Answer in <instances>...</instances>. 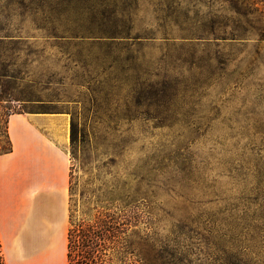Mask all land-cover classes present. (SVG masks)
<instances>
[{
	"label": "rangeland",
	"instance_id": "1",
	"mask_svg": "<svg viewBox=\"0 0 264 264\" xmlns=\"http://www.w3.org/2000/svg\"><path fill=\"white\" fill-rule=\"evenodd\" d=\"M42 113L79 131L67 230L102 205L140 256L264 264V0H0V152Z\"/></svg>",
	"mask_w": 264,
	"mask_h": 264
},
{
	"label": "crops",
	"instance_id": "2",
	"mask_svg": "<svg viewBox=\"0 0 264 264\" xmlns=\"http://www.w3.org/2000/svg\"><path fill=\"white\" fill-rule=\"evenodd\" d=\"M7 133L12 150L0 155L4 263L52 264L67 248L69 115L13 114Z\"/></svg>",
	"mask_w": 264,
	"mask_h": 264
},
{
	"label": "trees",
	"instance_id": "3",
	"mask_svg": "<svg viewBox=\"0 0 264 264\" xmlns=\"http://www.w3.org/2000/svg\"><path fill=\"white\" fill-rule=\"evenodd\" d=\"M91 22L94 23L95 18ZM187 22L185 20L183 26ZM184 30L190 31L191 29ZM215 34V31H210L206 27L190 33L197 37L215 36ZM78 133L77 126L72 121L70 143L73 147L78 143ZM11 150L9 139V147L1 151L0 155L9 153ZM95 210L93 215L90 214L77 223H74L72 214L70 215L71 226L67 234L66 264H185V260H182L176 253L154 247L148 253L150 256L145 253L144 256H140V252L147 251L142 247L141 249L130 248L129 235H126L128 229H125L126 223H122V218L116 213H111L107 206L99 205ZM0 264H5L1 244Z\"/></svg>",
	"mask_w": 264,
	"mask_h": 264
}]
</instances>
